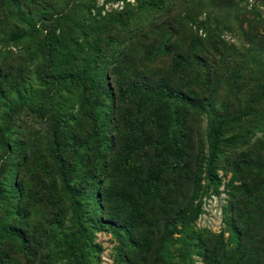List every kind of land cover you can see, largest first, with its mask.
<instances>
[{
  "label": "trees",
  "instance_id": "trees-1",
  "mask_svg": "<svg viewBox=\"0 0 264 264\" xmlns=\"http://www.w3.org/2000/svg\"><path fill=\"white\" fill-rule=\"evenodd\" d=\"M183 1L0 0L6 44L47 34L41 73L51 91L32 99L49 122L53 165L29 148L32 178L47 177L33 187L19 175L26 151L1 132L4 155L15 153V182H0V264L16 255L25 264H95L103 230L118 238L115 264H264V39L246 33L229 44L222 33L238 15L220 21L215 0ZM258 24L264 29L255 12L250 33ZM6 83L0 98L17 89ZM17 100L28 104L26 93ZM222 186L224 230L196 229L203 196ZM34 205L49 211L47 230L27 231Z\"/></svg>",
  "mask_w": 264,
  "mask_h": 264
},
{
  "label": "rangeland",
  "instance_id": "rangeland-1",
  "mask_svg": "<svg viewBox=\"0 0 264 264\" xmlns=\"http://www.w3.org/2000/svg\"><path fill=\"white\" fill-rule=\"evenodd\" d=\"M131 3L134 0H129ZM183 1V0H182ZM185 3L187 2L184 0ZM183 1V2H184ZM195 1V0H194ZM217 7H213L218 13L221 20L230 19L238 15L235 21L229 22L230 30H225L222 33V38L229 44L240 46L241 42H246L247 35L251 34V37L259 39L260 44H263L264 29L262 25H254L252 33H250L249 22L253 19L254 13H259L260 17L264 21V0H215ZM102 0H99L98 4L101 5ZM220 6V7H218ZM122 7V3L113 5H107L105 11L118 10ZM218 8L223 11H218ZM185 12V11H184ZM207 8L201 10L197 16V20L203 22L206 18ZM156 18L158 15L155 16ZM164 18L160 16L157 19ZM2 15L0 14V20ZM31 19V23H36V27H40L41 23L34 13L27 19ZM152 18V17H151ZM150 18V19H151ZM213 18V16H212ZM5 18L0 21V73L2 74L1 80L7 77V83L16 85L17 89L14 92L8 93L5 91L3 97L0 98V134L4 132V140L11 146H18V150L26 151L24 155V161L26 163L23 170L19 171L21 179L30 182L33 187L35 185L43 184L47 177L44 175H37L36 178H32L36 174L37 168L31 164V158L27 154L29 148L32 149L35 159L39 164H45V168L53 169V165L49 159L48 144H49V122L46 115L41 117V113L36 110L35 105L37 101H33V96L41 91V98H45L46 95H50L51 80L42 75L46 62H48V48L45 44V31L26 33V38L18 45L6 44L5 38L7 37V29L5 26ZM242 22V24H241ZM146 23L143 24L145 26ZM47 26H50V30L56 26L55 22H51ZM227 26V28H229ZM23 27V25H21ZM47 28V27H46ZM241 28V31H240ZM166 29V28H165ZM165 29H161L165 30ZM47 31V30H46ZM157 32V38L159 32ZM203 32H199V36H203ZM6 83L5 87L8 88ZM25 89V92H24ZM26 93L28 99L27 105H19L17 96ZM18 94V95H17ZM206 124L202 122L200 124L198 135L201 139H205ZM1 142V138H0ZM14 151H11L9 155H4V152L0 147V165L3 168V172L0 176V182L8 180L9 183H14L9 170L15 168ZM32 178V179H31ZM224 180L223 182H225ZM30 184V186H31ZM222 186L219 189L218 195L210 193L203 196L202 202V214L196 222V229L208 230L213 233H219L224 230L225 226L223 220L225 213L228 212L229 199ZM4 206L0 204V225L4 219ZM70 215V212L67 213ZM101 222L105 223L107 218L103 215H99ZM49 211L45 208H40L37 205L30 206L28 208L27 221L30 225V229L38 228L39 231L47 230L49 225L46 223L49 221ZM5 226V225H4ZM68 226V220H65L63 227ZM31 233V232H30ZM95 242L100 246V252L97 255V261L95 264H115V249L118 246V238L109 230H103L95 235ZM21 246L17 243V252L20 254ZM169 251V252H168ZM168 257L173 256V248L168 249ZM21 255V254H20ZM15 261L13 260L9 264H25V259H20V256L16 255ZM196 264H203L201 259L193 257Z\"/></svg>",
  "mask_w": 264,
  "mask_h": 264
}]
</instances>
